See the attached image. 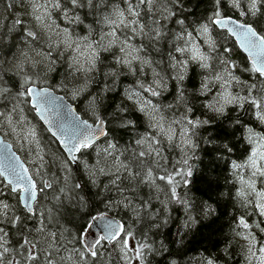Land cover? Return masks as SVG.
I'll use <instances>...</instances> for the list:
<instances>
[{"label":"snow or ice","instance_id":"snow-or-ice-1","mask_svg":"<svg viewBox=\"0 0 264 264\" xmlns=\"http://www.w3.org/2000/svg\"><path fill=\"white\" fill-rule=\"evenodd\" d=\"M200 2L0 0V264H227L234 239L264 264V0ZM200 153L231 185L223 255Z\"/></svg>","mask_w":264,"mask_h":264},{"label":"trees","instance_id":"trees-1","mask_svg":"<svg viewBox=\"0 0 264 264\" xmlns=\"http://www.w3.org/2000/svg\"><path fill=\"white\" fill-rule=\"evenodd\" d=\"M185 4L187 7L190 8L191 12L193 13V15H191L189 17L190 20L198 19L204 11L203 4L200 2V0H185ZM0 11H2V9H0ZM221 42H223L222 39H221ZM229 43H234V42L229 41ZM233 55L238 61H242L244 63H247L246 56L244 55V53L240 52L238 48L235 49ZM58 79H59V77L56 76L55 73H53L52 76L50 77L49 83H53L54 81H56ZM58 93L63 94V92H58ZM67 99L71 103H78V102H73L70 99V97ZM130 110H131V105H130ZM79 114L83 118L89 119L90 122L92 121L91 115L85 113L83 105H80V113ZM137 115H139V114H137ZM133 118H135V117H133ZM137 124H138V128H140L142 130V127H143L142 118L140 120H138ZM115 131H116L118 138L121 140L122 143L127 142V140L129 139L128 135L123 134L118 129ZM229 131H230V129H229ZM43 135H44V137L48 136V134L46 132L43 133ZM7 139L9 140V138H7ZM9 141L12 142V140H9ZM230 142H234V141H230ZM56 147L57 146L55 144H53L51 146V148L53 150H55ZM246 147H247V145H239L238 144L236 151L232 154V157L234 159H242L243 156L246 154L245 153ZM20 154L23 156V153H20ZM200 155L202 157V160L197 161V164L199 167L204 169V166L209 164V161L211 158L203 156V153H200ZM227 175H228V172L225 169L224 162H219L218 164L214 165L213 167L203 170V176H202V179H201L200 185H199L200 188L202 189V191H210V194L212 196V200L217 201V207H218V213L217 214H219L220 212L226 213V215H223L217 224V227L220 228V231L215 232L212 235V240H214V241L219 240V241H221V244L216 249L210 248V251H216L217 254H219V255H223L220 252V248H222L224 246L223 241L225 240V238L227 237L228 239H233L231 236H228L229 220H230V216L233 214V204L227 197L218 196V193L220 191H227L229 188H231V185L225 184V181H224V177ZM217 184H219V186H220L219 188H217ZM210 185H211V187H210ZM104 211H105L104 204L101 203L100 199L98 197H95L94 195L89 197V205L86 209L77 210V209L72 208V207H66V208L61 210V212L63 214V222L66 224L67 227H69L73 230L79 229L82 225H84L85 221L88 220L90 215L97 214V213L104 212ZM108 214L115 216L118 219L120 218V216L123 215V213H120L119 215H117L115 210L110 211ZM235 214L239 215V212H236ZM253 219H255V218L253 217ZM207 236H208V230L205 229V230H203L202 236L197 237L199 244H197L196 247L198 249H200L202 247H209V244H208L207 240L205 239ZM242 243H243V241H241L239 239H234L233 247L230 249V252L232 253L233 258L230 260H227V264H244L243 254L241 253L240 247H239V245ZM172 247H173V250H175V246H172ZM225 259H227V258H225ZM157 262H159V264H163V261L161 260L160 257L154 258L153 264H157ZM118 264H122V262H118Z\"/></svg>","mask_w":264,"mask_h":264},{"label":"water","instance_id":"water-1","mask_svg":"<svg viewBox=\"0 0 264 264\" xmlns=\"http://www.w3.org/2000/svg\"><path fill=\"white\" fill-rule=\"evenodd\" d=\"M245 56H246V54H245ZM57 95H63V94H61V93H56ZM66 102L67 103H71L67 98H66ZM14 150V149H13ZM15 151V150H14ZM109 216H112V215H109ZM96 230L95 229H93V232H95Z\"/></svg>","mask_w":264,"mask_h":264},{"label":"rangeland","instance_id":"rangeland-1","mask_svg":"<svg viewBox=\"0 0 264 264\" xmlns=\"http://www.w3.org/2000/svg\"><path fill=\"white\" fill-rule=\"evenodd\" d=\"M9 138V140H13V138L12 137H8Z\"/></svg>","mask_w":264,"mask_h":264}]
</instances>
